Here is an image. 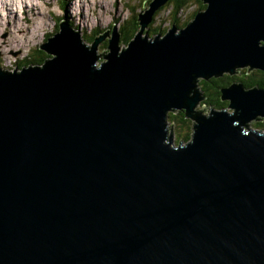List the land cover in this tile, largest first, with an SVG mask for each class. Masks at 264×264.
<instances>
[{
	"label": "water",
	"instance_id": "1",
	"mask_svg": "<svg viewBox=\"0 0 264 264\" xmlns=\"http://www.w3.org/2000/svg\"><path fill=\"white\" fill-rule=\"evenodd\" d=\"M166 1L121 52L119 34L88 47L61 21L39 46L54 57L0 69V264H264V133L244 131L264 89L194 110L197 80L264 72V0H200L178 34L141 38ZM180 108L187 143L167 135Z\"/></svg>",
	"mask_w": 264,
	"mask_h": 264
},
{
	"label": "rangeland",
	"instance_id": "2",
	"mask_svg": "<svg viewBox=\"0 0 264 264\" xmlns=\"http://www.w3.org/2000/svg\"><path fill=\"white\" fill-rule=\"evenodd\" d=\"M15 1V6L10 4ZM170 1L167 0L154 11L141 38L147 37V40L153 41L158 35L164 37L168 33V30H171V25L175 27V32L173 33L178 34L179 30L185 29L186 25L194 20L192 14L197 11L198 5L194 0H191L188 5L185 4L182 8L180 7L176 16L178 23L173 24V18L171 17L173 6L170 4ZM150 2L151 0H0V69L7 72H12L13 70L20 71L25 65L26 67L35 66L33 62H37L39 57L44 56V54L48 58L54 57L39 49V46L43 45L48 37H52L59 31L58 25L61 21H66L73 31L78 32L82 38V42L88 47L92 46V43L100 36L106 35L111 37L112 33L116 35L120 33L118 46L119 52H121V50L127 48L128 43L133 41L134 37L139 36L140 15L146 14ZM201 5L205 6V8L207 6L203 2H201ZM136 24L138 30L131 36L129 31ZM93 35L96 36L95 39L91 44H87L86 41H90ZM107 46L108 42L104 40L97 47L96 54L98 60L97 64L95 63V68L97 69H99L100 63L105 62L103 56L110 53ZM257 70L249 71L247 67L236 68L231 74V77H235V79H231L229 85L220 87L219 89H226L232 83L242 84V82L236 79L246 76L247 79L248 77L251 78L254 74L253 71ZM225 73L226 75H230L229 73L231 72ZM201 80L196 81L198 88ZM245 88L249 89L250 87ZM205 99L194 109L195 111H203L204 109L202 108L205 106L207 109L203 113L209 116L211 109L216 110V108L209 107V104L203 105ZM222 101L229 104L228 100ZM228 104L223 109L232 113V110L227 108ZM174 110V113L171 111L167 112V135L169 136L171 127V137H173L175 143L177 135L181 131L183 132V128L178 129V126L174 125L172 120H170L169 115L171 113L177 115L176 109ZM184 111L182 112L185 113ZM253 122L256 121L247 122L248 126L244 128V131L257 130L263 133L264 129L252 126ZM192 123L195 124L194 120H192Z\"/></svg>",
	"mask_w": 264,
	"mask_h": 264
},
{
	"label": "trees",
	"instance_id": "3",
	"mask_svg": "<svg viewBox=\"0 0 264 264\" xmlns=\"http://www.w3.org/2000/svg\"><path fill=\"white\" fill-rule=\"evenodd\" d=\"M191 0H171L170 4L173 6L172 12H171V17L173 18V24L178 23V18L177 13L179 12L180 7L182 8L185 6V4L188 5ZM195 3L198 5L197 11H195L192 14V18L195 16L196 12H198L200 9H204L205 6L201 5V2L199 0H194ZM138 30L137 24L134 27H131V30L129 31L131 36L136 33ZM120 34V33H119ZM95 35L90 38V41H86L87 44H91L92 41L95 39ZM49 38V37H48ZM47 39V38H46ZM108 47V46H107ZM48 59V57L44 54V56H40L37 62H33V65H42L43 62ZM31 64V63H29ZM28 65V64H27ZM23 67V66H21ZM26 67V65L24 66ZM247 71V69H246ZM254 74L256 75L255 77H258L259 72L258 71H253ZM245 74V72L243 71ZM247 75V74H246ZM231 79H235V77H231V75H221L219 77H213L208 80H201L199 83V88L200 91L202 92V97L206 98L203 102V105L209 104V106L216 108L217 110L225 108V106L228 104L227 102H223L221 100V95L219 92L220 87L227 86L231 83ZM239 82H242V85L244 87H259V88H264V80L258 78L257 80H251L250 77H239L238 79ZM207 100V101H206ZM206 101V102H205ZM209 101V102H208ZM212 102V103H210ZM183 110L176 111L177 115H173L172 113L169 115L170 120H172L174 125L178 126L179 128H183V132L181 131L175 139V143H187L188 141L191 140L192 133H193V126H192V119L187 117L186 113L182 112ZM180 112V113H179ZM264 133V132H263ZM175 138V136H174Z\"/></svg>",
	"mask_w": 264,
	"mask_h": 264
},
{
	"label": "flooded vegetation",
	"instance_id": "4",
	"mask_svg": "<svg viewBox=\"0 0 264 264\" xmlns=\"http://www.w3.org/2000/svg\"><path fill=\"white\" fill-rule=\"evenodd\" d=\"M27 62V61H25ZM24 62V63H25ZM258 71V70H257ZM259 74H258V77H255L256 75L253 74L252 77L250 78L251 80H257L258 78L260 79H263L264 80V72L263 71H258ZM257 87V86H256ZM264 89V88H263ZM256 122H253L252 123V126H255V127H259V128H263L264 129V118H261V119H258L255 120Z\"/></svg>",
	"mask_w": 264,
	"mask_h": 264
},
{
	"label": "bare ground",
	"instance_id": "5",
	"mask_svg": "<svg viewBox=\"0 0 264 264\" xmlns=\"http://www.w3.org/2000/svg\"><path fill=\"white\" fill-rule=\"evenodd\" d=\"M15 3H16V1L15 2H12V3H10L11 5H13V6H15ZM100 3H101V1H100ZM84 25V24H83ZM119 34V33H118ZM82 39V38H81ZM93 44V43H92ZM100 44V43H99ZM108 48V47H107ZM101 56V55H100ZM103 56V55H102ZM104 59V58H103ZM201 103V102H200ZM210 107V106H209ZM180 110H183L184 111V108H180ZM179 109H176V111H180ZM195 110V109H194ZM214 109H211V111H213ZM216 111V110H215ZM185 112V111H184ZM168 118V117H167ZM257 118H259V119H261V118H263V117H260V116H258ZM256 132H258L257 130H255ZM248 132V131H247ZM258 133H260V132H258Z\"/></svg>",
	"mask_w": 264,
	"mask_h": 264
}]
</instances>
